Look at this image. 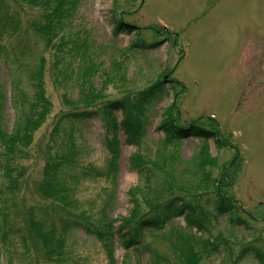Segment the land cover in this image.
Masks as SVG:
<instances>
[{
	"label": "rangeland",
	"instance_id": "1",
	"mask_svg": "<svg viewBox=\"0 0 264 264\" xmlns=\"http://www.w3.org/2000/svg\"><path fill=\"white\" fill-rule=\"evenodd\" d=\"M65 6L56 27L57 0H0V128L48 109L28 144L5 157L0 143V264H192L190 252L195 264H263L238 253L264 256V0ZM157 82L129 122L140 130L127 131L120 111L112 129L106 105ZM84 112L97 115L74 121V133L60 121ZM168 123L212 135L167 142ZM221 197L223 216L202 214ZM162 213L174 217L137 238L132 222ZM186 213L204 230L188 231ZM52 215L69 226L46 248L28 221L44 234Z\"/></svg>",
	"mask_w": 264,
	"mask_h": 264
},
{
	"label": "trees",
	"instance_id": "2",
	"mask_svg": "<svg viewBox=\"0 0 264 264\" xmlns=\"http://www.w3.org/2000/svg\"><path fill=\"white\" fill-rule=\"evenodd\" d=\"M63 2H64V0H57L58 11L55 13H52L55 16V19L57 20L58 24L56 23L52 14H51V18L49 19L50 21L54 22V25L56 27H57V25L62 24V21H65L66 18H68V16L70 15L71 11L73 10L72 6L63 7ZM65 2H66V0H65ZM48 18L49 17H47V19ZM49 20H47V22H49ZM52 26L53 25L50 24V28ZM54 30L55 29H52V31H54ZM39 32L41 34L43 33L41 31V27L39 28ZM45 35L47 37L46 38V44H48L49 42H51V40L53 39L54 36L51 39L49 34H45ZM161 86H163V83L157 82L154 85H152L150 88H146L144 91L140 92L139 98L134 99L133 102H129V101L121 99V100H114V101L108 103L105 107V113L107 112V115H110V118H109L110 119V127H112V129L117 128L116 119H114V117L112 116L111 113H113L115 111H120L125 116L123 122H124L125 126H127V128H128L129 122L133 120L134 113L139 112L142 109V106L144 104L149 103L148 101L151 98L150 95L151 94L155 95L156 93L161 91L162 90ZM37 95L38 96L36 99H37L39 107L40 108H43L44 106L48 107V102L46 101V99H44L43 94L40 92ZM2 99H3V97H2V94L0 92V110H1ZM47 110H45V111L41 110V111H39V113L37 115H30V117L20 119L19 121H17L16 125L13 127L14 129L11 132H6V131H4V128H2V129L0 128V143L4 148L3 155L5 157H8L15 150V147L17 146V144H28L29 143L32 132L35 131L41 125L44 118L46 117ZM91 114L92 113H87V112L76 113V114L71 115L72 117H74L73 119L71 116L69 118L65 115L63 118H61L60 121H67L69 123H72L68 127H71L70 131L72 133H74L75 128L72 127L73 125H75L74 121L83 122V121L88 120L89 117L97 115V113H94L93 115H91ZM131 125L132 126H130L127 131L136 133L137 130H140V126H138L134 123ZM192 125H189L188 127H184V128L181 127L180 128V127H175L174 125L169 124V123H168V125L164 124L163 129H164V132L166 134V137H165L166 141L167 142L172 141V140L178 141V140H181L184 138H190V137H199V138H203L204 140L210 139L212 134L209 131L200 129L197 126H194V124H192ZM225 201H226V199L224 197L220 198L219 205L216 206L217 208L214 211V213L209 212L206 208H203L201 206L200 209H201L202 214H204L207 217L212 215L214 217V219H217V216H220V217L223 216L224 213L226 212V210L228 209V207H227L228 204L223 203ZM184 205H181L180 207L181 208L187 207V205L186 206H184ZM177 213L183 214L184 212L179 209V211ZM54 216L55 215H52V217H51L52 222H51L50 230L47 233L44 232V234L41 233L43 231L40 230L41 227L38 226L39 224H36L33 221H28L29 231L31 230V232H32L33 230H35L38 234H40L41 235L40 239L43 242V245L46 246V248L48 246H50V243L52 244L53 232L55 230H57V228L60 229L61 231L66 232L65 230L69 226L68 222L61 221L59 218H55ZM172 216H173V213H162L161 219H158V218L141 219L139 221L138 220L133 221L131 225H132V228L135 230L136 234L138 235L137 236V238H138V237L142 236L139 232L142 229H144L145 226L151 227L153 229H162L166 220L167 219L169 220L170 218H172ZM53 217H54V219H53ZM184 217L187 221L188 231H190L189 230L190 228H192V229L195 228L199 232L204 230L202 224L200 222H198V218L196 219L195 217L190 215V213L184 214ZM231 221H232V223H235V221H236L238 224H239V222H241V225H243L245 223V221H242L241 219H238V218H236V219L233 218ZM125 222H127V221H125ZM71 224H72V222H71ZM108 228L109 227H106V231H107L108 237L111 239L113 237V234H111L109 232L110 230H107ZM3 229L0 231V239L5 241L4 239L7 237V235H6L7 233H6V231H3ZM88 232H91V231H88ZM93 232L95 233V236L97 237V239L102 240L103 242L108 240V238H106V239L103 238L104 237L103 234L98 233L96 231H93ZM185 238L188 239L189 241L191 240V242L195 241L190 236H187ZM108 242L109 241H107L105 243L107 244ZM132 243H133L132 238L126 240L127 246L129 244H132ZM202 243H203V245L207 244L208 246H209V244H211V245L213 244V243L208 244V242L207 243L202 242ZM60 246H61V244L57 245L58 248H60ZM239 252L240 253H238L239 254L238 257L239 256L244 257L247 254H253L256 258H259L261 260V263L264 264V256H261V253H259L258 251H252V250L248 251L247 248H244V249L240 250ZM190 253L191 254H188L187 256L189 257L190 261H192V264H195L194 260L197 259V256H196L197 254L195 255L193 252H190Z\"/></svg>",
	"mask_w": 264,
	"mask_h": 264
}]
</instances>
